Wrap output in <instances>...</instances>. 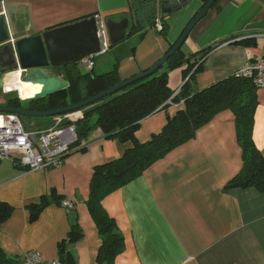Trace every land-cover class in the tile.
Masks as SVG:
<instances>
[{"label":"crops","instance_id":"0c3cea01","mask_svg":"<svg viewBox=\"0 0 264 264\" xmlns=\"http://www.w3.org/2000/svg\"><path fill=\"white\" fill-rule=\"evenodd\" d=\"M140 1L0 0V14L12 40L95 15L115 21L127 18L125 37L97 55L92 68L93 73L103 74L117 65L120 79L125 80L162 57L203 7L202 0H191L174 15L164 17V34L146 25L143 31L129 35ZM207 48L210 50L200 62L201 70L190 81L195 89L236 74L247 62L264 61V0H216L181 45L185 56H198ZM191 63L192 58L169 71L168 85L173 91L183 84L182 71ZM56 73L65 79L62 68ZM22 84L25 89L18 97L21 106L28 101L25 98L42 88L39 83H34L33 89L27 82ZM10 87L3 92H11ZM3 92L0 105H8L9 95ZM256 94L252 137L264 154V88L257 89ZM182 105L172 102L141 120L135 132L137 140L145 142L160 132L167 116ZM57 117L60 124L65 123L62 115ZM44 123L30 124L41 130L54 123L53 117ZM84 143L85 150H70L56 168L27 171L12 160H0V202L11 207L9 216L0 223L4 254L17 257L20 263L29 250L39 251L44 259H54L59 243L77 221L82 236L67 247L73 264H99L96 256L101 242L86 206L91 176L94 167L119 158L130 145L104 138L100 130ZM241 165L234 115L224 110L139 177L106 195L102 206L124 238V249L114 263L264 264V191L225 188ZM40 197H45L47 204L30 221L27 206ZM66 201L72 206H65Z\"/></svg>","mask_w":264,"mask_h":264},{"label":"trees","instance_id":"16d2710c","mask_svg":"<svg viewBox=\"0 0 264 264\" xmlns=\"http://www.w3.org/2000/svg\"><path fill=\"white\" fill-rule=\"evenodd\" d=\"M202 1L204 5L207 0ZM157 2L141 0L140 10L136 11L137 8L134 7L135 22L129 28V35L143 31L146 25H153L154 28L156 18L162 22L164 17L158 14ZM165 32L166 27L162 22L159 33ZM209 50L210 48L203 49L198 56L197 53L185 56L180 46L152 74L132 81L82 107L77 110L76 115H80L79 117L65 121L74 125L77 135L71 150H85L84 141L95 130H100L104 138H114L130 145L119 158L94 167L91 176L86 206L101 242L96 256L99 264H115V257L124 249L123 235L115 220L103 208V198L139 177L155 161L191 139L198 128L221 111L229 110L234 115L235 134L242 157L241 168L225 188H254L264 191V154L257 148L252 137L254 113L258 105L256 91L259 88L255 87L251 78L234 74L205 88L195 89L190 81L201 70L200 62ZM191 58L193 63L182 71L185 79L183 84L179 90L173 91L168 85L169 71L188 63ZM62 69L69 82L68 88L39 100H28L30 103L27 108L50 110L74 105L123 81L118 75L117 65L103 74H95L92 69L83 72L76 65H68ZM169 98L171 102H167ZM172 102H182L183 105L174 115L167 116L160 132L153 134L145 142L137 140L135 132L141 120L159 109H165ZM7 103L9 106L22 107L15 95L7 96ZM46 204L47 199L40 197L37 202L27 206L30 221L38 217ZM10 212L11 207L0 202V223ZM81 236L82 231L75 221L71 224L67 238L59 243L58 257L61 264L74 263L67 247L77 242ZM19 263L17 257L7 256L0 249V264Z\"/></svg>","mask_w":264,"mask_h":264},{"label":"water","instance_id":"95a60500","mask_svg":"<svg viewBox=\"0 0 264 264\" xmlns=\"http://www.w3.org/2000/svg\"><path fill=\"white\" fill-rule=\"evenodd\" d=\"M161 17L174 15L191 3V0H157ZM215 0H207L202 9L188 23L177 41L151 67L127 78L103 92L85 99L75 105L50 110H30L18 107H0V112L14 113L27 117L55 116L76 111L132 81L144 78L160 68L183 43L194 25L206 14ZM110 44L122 40L128 28L127 18L118 21L106 19ZM97 25L94 16L83 18L69 24L47 29L41 33L17 40L10 38L5 18L0 14V89L4 88L2 79L6 74L21 70V80L39 83L41 90L24 100H39L58 93L69 86V82L56 73L57 68L76 65L84 57L99 51Z\"/></svg>","mask_w":264,"mask_h":264},{"label":"built area","instance_id":"2783aa9c","mask_svg":"<svg viewBox=\"0 0 264 264\" xmlns=\"http://www.w3.org/2000/svg\"><path fill=\"white\" fill-rule=\"evenodd\" d=\"M99 51L96 55L106 53L110 48V39L106 26V19L95 15ZM160 20L154 24L160 28ZM93 66L92 57L83 58L77 67L90 69ZM236 76L249 77L257 88H264V61L247 62L240 68ZM75 115L68 113L67 119ZM80 115H76V118ZM55 117V116H53ZM60 117L53 118L54 123L44 129L31 131L23 127L18 116L7 114L0 116V160H16L28 167L27 171H39L59 167L65 156L76 142L77 135L73 125H62ZM65 206L72 203L66 201ZM21 264H61L57 256L54 259H44L37 250L26 251Z\"/></svg>","mask_w":264,"mask_h":264},{"label":"bare ground","instance_id":"6f19581e","mask_svg":"<svg viewBox=\"0 0 264 264\" xmlns=\"http://www.w3.org/2000/svg\"><path fill=\"white\" fill-rule=\"evenodd\" d=\"M215 2V1H214ZM213 2V3H214ZM213 5V4H212ZM204 6V5H203ZM212 7V6H211ZM210 7V8H211ZM209 8V9H210ZM158 18H156V20H157ZM155 20V21H156ZM160 20V19H159ZM160 22H161V20H160ZM154 28L157 30V31H160L161 29H162V22L160 23V28H158L157 26H156V24H154ZM104 54V53H103ZM101 55V54H100ZM95 56H96V53H94V54H91V55H89V56H86V57H92V59H93V66H94V58H95ZM86 57H84V58H86ZM93 66L90 68V69H80V70H91L92 68H93ZM61 68H63V67H61ZM21 70H17V71H14V72H12V73H9V74H6L5 76H4V78L2 79V84L4 85V89L5 88H7V87H10V86H12L13 84H15V83H18V84H21L22 82H24V81H22L21 80ZM18 86V85H17ZM20 86V85H19ZM18 86V87H19ZM3 89V88H2ZM167 102H171V100H170V98L168 99V101ZM75 105V104H74ZM71 106V105H70ZM0 107H16V106H8V105H0ZM18 108H24V109H29V108H27V107H18ZM81 109V108H80ZM30 110H32V109H30ZM79 110V109H78ZM77 111V110H76ZM7 114H14V113H7V112H0V116L2 115V116H4V115H7ZM14 115H16V116H18V118H19V120L21 121V123H22V120H21V116L22 115H18V114H14ZM59 115H62L63 116V119L66 121V120H68L66 117H67V113H63V114H59ZM55 116H57V115H55ZM50 117H53V116H50ZM74 118L73 119H75L76 118V116H73ZM22 125H23V123H22ZM62 125H72L71 123H63ZM25 125H23V127H24ZM74 126V125H73ZM26 127V126H25ZM0 129H1V127H0ZM74 130H75V127H74ZM12 161H14L15 163H17V164H19L20 166H22L23 168H25L26 170H28V167L27 166H25V165H23V164H21V162L20 161H16V160H12Z\"/></svg>","mask_w":264,"mask_h":264},{"label":"rangeland","instance_id":"374dc122","mask_svg":"<svg viewBox=\"0 0 264 264\" xmlns=\"http://www.w3.org/2000/svg\"><path fill=\"white\" fill-rule=\"evenodd\" d=\"M97 56V55H96ZM95 56V57H96ZM86 70H83V72H85ZM21 85V88L20 87H18L17 85H13V86H11L10 88V90H11V92L10 91H8L7 93L6 92H3L4 91V88L3 89H0V92H3L4 93V95L5 96H7V95H16L17 97H19V96H22V91H21V89H25L24 87H23V84L21 83L20 84ZM27 86H29L30 87V89H33V85H34V83H31V82H27V84H26ZM14 86H16V88L14 89V88H12V87H14ZM30 103V101H23L22 102V106H24V105H27V104H29ZM77 114V111H73V112H71L70 113V116L71 115H76ZM58 116V115H57ZM21 118V120H22V123H23V125H25L24 127L26 128V129H28V130H31V131H35V128H33L32 127V125L30 124V123H46L49 119H51L52 117H50V116H43V117H27V116H21L20 117ZM53 118H56V117H53ZM44 123V124H45Z\"/></svg>","mask_w":264,"mask_h":264},{"label":"flooded vegetation","instance_id":"af4514ba","mask_svg":"<svg viewBox=\"0 0 264 264\" xmlns=\"http://www.w3.org/2000/svg\"><path fill=\"white\" fill-rule=\"evenodd\" d=\"M3 71H2V67L0 66V74L2 73Z\"/></svg>","mask_w":264,"mask_h":264}]
</instances>
